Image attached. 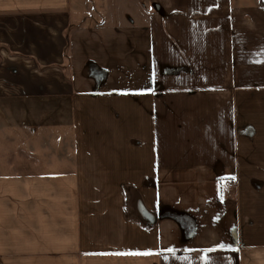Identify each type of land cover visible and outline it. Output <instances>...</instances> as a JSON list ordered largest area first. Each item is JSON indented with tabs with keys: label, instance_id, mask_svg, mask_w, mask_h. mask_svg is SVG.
Segmentation results:
<instances>
[{
	"label": "crops",
	"instance_id": "1",
	"mask_svg": "<svg viewBox=\"0 0 264 264\" xmlns=\"http://www.w3.org/2000/svg\"><path fill=\"white\" fill-rule=\"evenodd\" d=\"M260 61L264 0H0L6 139L37 144L0 149V264H264Z\"/></svg>",
	"mask_w": 264,
	"mask_h": 264
},
{
	"label": "rangeland",
	"instance_id": "2",
	"mask_svg": "<svg viewBox=\"0 0 264 264\" xmlns=\"http://www.w3.org/2000/svg\"><path fill=\"white\" fill-rule=\"evenodd\" d=\"M105 1L108 2L109 0H105ZM141 1H144V0H141ZM115 2H117V0H114V3ZM125 13H127V11H125ZM64 66L66 69V62H65ZM64 71H66V70H64ZM3 109H4V111H2V108L0 107V149L7 150L6 148L9 147V149H11V151H9V152H12V161L14 160L15 163L18 161V164H19V162L21 163L22 161L25 160V162H26L25 165L27 167V164L30 162L29 158H33V160H34V157L31 155H26V154L24 155V152H26L27 148H29V147L35 148L37 146V144L34 143V142H36V139H33L31 137V138H27V139L21 138V139L7 140L6 135H7V133H10L9 130L11 131L12 134H16V132H17V123H16V116H15L17 113H16V108L14 106H13V108H3ZM12 117H14V118H12ZM30 128H32V127H30ZM27 129H24V130H27ZM11 133H10V135H11ZM2 157H3V155L0 152V161H1ZM7 157L10 158V155L7 154ZM5 158H6V156H5ZM15 163H13V164H15ZM12 166H14V165H12ZM29 166H30V164H29ZM22 167H25V166L23 165ZM5 173L14 174L15 172H13L11 170H8V171L0 170V175H4ZM24 173L30 174V173H32V171H29L26 169L24 171ZM28 206H30V205H28ZM0 209H5L4 205L1 203H0ZM4 213H5V211L2 212L3 215H4ZM36 224L37 223L34 222L32 224V228H31V226H29V227L26 226V229L24 230V240H26V238L27 239L33 238V241L28 242L26 240L25 242H22V243L20 241L21 245L23 244L24 246H26L25 247L27 249L26 253H30V255L26 254V256H23V258H25L27 260L29 258H32V259L33 258H37V259L47 258V256H48L47 252H46L47 255H43V254H41L42 252L40 253V252H36V251L31 250L32 249L31 248L32 243H37L38 240H41L44 243H47L49 241L47 227L44 228L45 226H43L41 229L40 228L41 223L39 225H36ZM33 228L36 229V231L38 232V235L37 234L34 235L33 230H32ZM38 229H40V230H38ZM18 230H19V232H21L20 229H18ZM35 238H37V239H35ZM20 239L22 240V235H21ZM29 246H31V247H29ZM13 257L14 256H12V255L10 256L11 259ZM27 263L28 262L25 261V264H27Z\"/></svg>",
	"mask_w": 264,
	"mask_h": 264
},
{
	"label": "snow or ice",
	"instance_id": "3",
	"mask_svg": "<svg viewBox=\"0 0 264 264\" xmlns=\"http://www.w3.org/2000/svg\"><path fill=\"white\" fill-rule=\"evenodd\" d=\"M260 62H264V61H260ZM155 78V73H153V79ZM148 91H151V89H148ZM234 179V177H233ZM217 249H221V250H232V251H235L236 249H232L231 248V245H226L224 243H220L218 244L215 248H210V249H206V250H202L205 255L202 257V259L205 261V264H208V256L206 255V253L208 252H212V251H215ZM169 251H172L171 249H169ZM147 254H150V253H147Z\"/></svg>",
	"mask_w": 264,
	"mask_h": 264
}]
</instances>
